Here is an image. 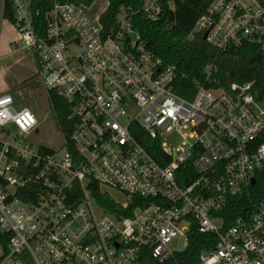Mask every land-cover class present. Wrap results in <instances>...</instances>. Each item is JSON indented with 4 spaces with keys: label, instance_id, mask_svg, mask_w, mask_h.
<instances>
[{
    "label": "built area",
    "instance_id": "2783aa9c",
    "mask_svg": "<svg viewBox=\"0 0 264 264\" xmlns=\"http://www.w3.org/2000/svg\"><path fill=\"white\" fill-rule=\"evenodd\" d=\"M14 1L13 44L35 56L64 150L31 142L36 114L0 94V264L163 263L188 246L193 224L216 237L199 264H264V200L229 223L221 215L264 172V102L254 82L199 84L193 99L180 96L178 67L148 48L132 19L157 21L172 0H141L108 23L107 7L97 13L95 1L44 0L36 9L33 0ZM195 34L218 52L245 45L264 52V3L212 0ZM217 70L208 63L207 80ZM52 92L66 102L67 127ZM92 183L117 208L99 205ZM127 195L139 204L131 215L122 213ZM181 240L182 249L172 246Z\"/></svg>",
    "mask_w": 264,
    "mask_h": 264
},
{
    "label": "trees",
    "instance_id": "16d2710c",
    "mask_svg": "<svg viewBox=\"0 0 264 264\" xmlns=\"http://www.w3.org/2000/svg\"><path fill=\"white\" fill-rule=\"evenodd\" d=\"M44 0H33V8L42 5ZM77 4L91 5L96 0H69ZM212 0H172L173 9L167 6L162 17L157 21L147 20L141 13L133 15L135 26L139 29L148 48L165 63L175 64L178 67L180 81L177 93L187 99H193L199 84L207 87L228 88L233 82H254L257 90V99L264 102V52L257 46L245 45L240 48L218 52L211 46L202 34H195L190 38L194 24L199 16L206 10ZM264 3V0H260ZM141 0H108V5L101 15L105 23L113 22L121 8L137 10ZM130 10V11H131ZM46 8L35 17L39 23L37 30L45 33ZM3 17L12 24H16V6L14 0H4ZM211 62L218 65V70L213 73L212 79L207 80L204 67ZM51 99L55 104L57 117L67 127L68 108L65 100L57 93L52 92ZM91 194L96 202L108 208H117L115 199L104 193L97 183H92ZM250 194L241 197H232L228 207L221 213L225 223H229L238 214L243 213L251 204L264 200V172L256 174V183L250 187ZM129 208L123 210L124 215H131L132 210L139 204L134 202L136 197H130ZM133 199V202H132ZM216 237L212 233H202L196 224L189 231L188 246L175 257L160 263L152 258L146 260L147 264H199L200 253L215 245ZM6 242H3L6 248Z\"/></svg>",
    "mask_w": 264,
    "mask_h": 264
},
{
    "label": "rangeland",
    "instance_id": "374dc122",
    "mask_svg": "<svg viewBox=\"0 0 264 264\" xmlns=\"http://www.w3.org/2000/svg\"><path fill=\"white\" fill-rule=\"evenodd\" d=\"M107 4L108 0H96L92 7L100 13L107 7ZM18 37L17 27L4 18L0 27V57H5V60L0 62V94L12 93L15 97V106H27L36 114L40 124L38 130L29 135L31 142L48 146L54 150L61 148L64 150L61 131L47 92L38 82L34 54L25 49H18L16 46H14L16 51L9 54L6 47L9 40L13 41ZM113 195L120 201L125 200V197L118 192H114ZM172 246L182 249L184 241L174 242Z\"/></svg>",
    "mask_w": 264,
    "mask_h": 264
},
{
    "label": "crops",
    "instance_id": "0c3cea01",
    "mask_svg": "<svg viewBox=\"0 0 264 264\" xmlns=\"http://www.w3.org/2000/svg\"><path fill=\"white\" fill-rule=\"evenodd\" d=\"M3 2H4V0H0V13H2V10H3ZM3 19H4L3 15H0V27H1ZM13 41L9 40V42H7V44H6V47H7L8 51H9V54H12V53H14L16 51V49L14 48ZM4 60H5V57H0V62H2ZM36 66H37V64H36ZM38 82H40V81L38 80Z\"/></svg>",
    "mask_w": 264,
    "mask_h": 264
},
{
    "label": "water",
    "instance_id": "95a60500",
    "mask_svg": "<svg viewBox=\"0 0 264 264\" xmlns=\"http://www.w3.org/2000/svg\"><path fill=\"white\" fill-rule=\"evenodd\" d=\"M205 37H206V36H204L203 38L205 39ZM254 182H255V178L252 179V183H254Z\"/></svg>",
    "mask_w": 264,
    "mask_h": 264
}]
</instances>
